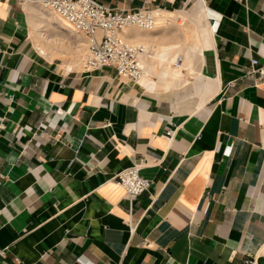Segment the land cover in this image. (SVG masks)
<instances>
[{
	"label": "crops",
	"instance_id": "1",
	"mask_svg": "<svg viewBox=\"0 0 264 264\" xmlns=\"http://www.w3.org/2000/svg\"><path fill=\"white\" fill-rule=\"evenodd\" d=\"M197 2L198 62L157 89L43 52L40 7L0 0V264H264V75L246 69L264 0H151L171 27L135 38L145 75L183 66L174 22ZM140 158L153 182L130 211L115 175Z\"/></svg>",
	"mask_w": 264,
	"mask_h": 264
},
{
	"label": "built area",
	"instance_id": "2",
	"mask_svg": "<svg viewBox=\"0 0 264 264\" xmlns=\"http://www.w3.org/2000/svg\"><path fill=\"white\" fill-rule=\"evenodd\" d=\"M53 11L69 28L86 39V52L82 62L84 71L91 72L110 66L119 77L139 80L145 74L142 56L149 48L142 42L133 41L125 34V29L135 26L140 30H152L156 27L158 14L151 7V0H145L140 7L116 9L97 0H23ZM183 56L179 54L176 64L180 66ZM247 75H264V67L258 58H252ZM235 85V80L230 81ZM107 122L104 125H109ZM146 164L144 158L118 171L115 181L125 190L130 211L137 197L147 192L152 179L141 173ZM133 230V228L131 227ZM5 248L0 249L4 254Z\"/></svg>",
	"mask_w": 264,
	"mask_h": 264
},
{
	"label": "bare ground",
	"instance_id": "3",
	"mask_svg": "<svg viewBox=\"0 0 264 264\" xmlns=\"http://www.w3.org/2000/svg\"><path fill=\"white\" fill-rule=\"evenodd\" d=\"M36 13H37V16L39 15L38 18H40V20H38V24H40L39 26H45V25H47L49 23V24L52 25L51 28L53 27L54 29L61 30V32H62L61 34H64V36L68 35L70 37L71 35H76V32L72 31L71 28H69L62 20H60L59 17L53 11H51L49 9L48 10H41L39 8ZM199 14H200V2H197L193 6V8L191 10H189L187 12H183V13L179 14V16H178L179 18H183L185 21L188 20V19L190 21L188 25H186V23L181 22V21L178 22V24H183L182 25L183 26V32L182 33H184L185 38H186L185 40H187L185 42V49H184V52H183V55H185V64L183 66H181V67L180 66H178V67L177 66H172L171 62H172L173 59H171V58L167 59V60L161 59V60L154 61V62H157L158 65H160L161 69L159 70V75L157 76V79H154L151 76L144 74L145 76L143 75L142 76L143 78L142 77H141L142 79L140 78L142 85H148V86L150 85L151 87H154V88H157V89L158 88L164 89V88L170 87L171 85L175 84L176 82L182 83V82H184L186 80L187 74L189 73V65L197 63L198 59H199L198 56L203 51L202 46L199 43L197 30H196V22H197V19L199 17ZM46 27L45 28L43 27L42 30H44V29L46 30ZM42 33L47 35V40L48 41H50V40L51 41L52 40H59V38L56 37V36H53V34H49L48 32H45V31L42 32ZM55 33H56V31H55ZM135 33H136V27L135 26H130V27L125 29V34L128 37L132 38L133 41L136 40V38H135L136 34ZM137 37H138V35H137ZM77 40L80 41V39H77ZM83 44L84 43L78 44L76 51L79 52L82 49V47H80V46H83ZM86 45H87V43H86ZM73 48H75V47L73 46ZM40 49L43 52H45V47L42 46L41 44H40ZM48 49H47V51H48ZM49 51H50V49H49ZM47 54H48V52H47ZM62 56H64V55H62ZM73 57H74L73 63H78V64H80L81 61H83V58H84L83 57L82 60L80 61V59H81L80 58V54H77V53ZM144 62L145 61H142L143 64H144ZM71 65L72 64L70 63L69 66H71ZM150 67H151V65H150Z\"/></svg>",
	"mask_w": 264,
	"mask_h": 264
},
{
	"label": "rangeland",
	"instance_id": "4",
	"mask_svg": "<svg viewBox=\"0 0 264 264\" xmlns=\"http://www.w3.org/2000/svg\"><path fill=\"white\" fill-rule=\"evenodd\" d=\"M41 10H48V9H43V8H40ZM38 10V9H37ZM37 10H36V12H37ZM39 17V15L37 16V14H36V18H35V20H34V29H35V34H36V41L38 42L37 44H41L42 46H44L45 47V50L47 51V49L49 48V49H52L53 50V52L51 53V51H49V49H48V52L50 53V55H52V56H62V55H64V57H68V56H72V55H75L76 53L77 54H80V61L82 60V58L84 57V54H85V52H86V39H85V37L83 36V35H81V34H78V33H76V35H71L70 37L68 36V35H65L64 36V34H61L62 32H61V30H58V29H54L53 27V29L51 28V24H47V25H45V26H39L40 24H38V20H40V18H38ZM184 22V23H186V25H188L189 24V19L188 20H184L183 18H179V19H177V20H175V22H174V24H175V27H177V29L179 30V31H183V24H178V22ZM160 25H165V27L167 28L168 26H170L171 27V23H167V22H165V21H162L161 19H159L158 18V21H157V25H156V28H158ZM48 28H47V27ZM43 27L45 28L46 27V30L44 29V30H42L43 29ZM173 27V26H172ZM40 28V29H39ZM51 28V29H50ZM42 30V31H41ZM72 30V29H71ZM48 32L49 34H53V36H56V37H58L59 38V40H50V41H48L47 40V35L46 34H43L42 32ZM55 31H56V33H55ZM73 31V30H72ZM139 31V29L136 27V33ZM39 33V34H38ZM135 33V34H136ZM38 35V36H37ZM44 35V36H43ZM46 35V36H45ZM63 35V36H62ZM62 37V38H61ZM41 38L42 39H44V41L43 40H41ZM66 38V39H65ZM77 39H80V41L79 40H77ZM66 40V41H65ZM79 43H78V42ZM134 41H136V42H141L140 40H134ZM63 42V43H62ZM84 43L83 44V46H80V47H82V49L78 52V51H76V49H77V45L78 44H82V43ZM66 43V44H65ZM47 44V45H46ZM54 44V45H53ZM73 46L75 47V48H73ZM73 48V49H72ZM182 53H183V51H182ZM82 62L83 61H81V63H80V66H81V64H82ZM185 64V63H184ZM190 80H192V81H194V80H196V77L195 76H193V75H189V77H188Z\"/></svg>",
	"mask_w": 264,
	"mask_h": 264
}]
</instances>
